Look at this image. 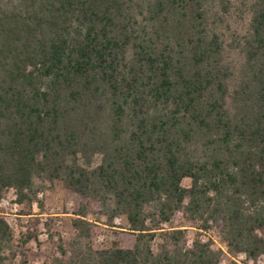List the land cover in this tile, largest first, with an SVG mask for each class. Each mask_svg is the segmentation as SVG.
Here are the masks:
<instances>
[{"label":"trees","instance_id":"obj_1","mask_svg":"<svg viewBox=\"0 0 264 264\" xmlns=\"http://www.w3.org/2000/svg\"><path fill=\"white\" fill-rule=\"evenodd\" d=\"M55 186L80 202L52 264H219L208 230L264 257V0H0V200ZM32 238L0 214V264Z\"/></svg>","mask_w":264,"mask_h":264},{"label":"rangeland","instance_id":"obj_2","mask_svg":"<svg viewBox=\"0 0 264 264\" xmlns=\"http://www.w3.org/2000/svg\"><path fill=\"white\" fill-rule=\"evenodd\" d=\"M189 180H184L187 185ZM38 200L42 201V208L38 203L32 205L30 214H23L21 205L16 203V197L12 189L6 191L0 200V214L13 229L17 238L21 235H33L28 243L29 264H52L56 257H60V241H67L75 232L70 225L69 218L78 210L80 198L71 190L55 186L53 189H45L38 194ZM92 222L91 242L94 247L108 246L112 242L122 247L132 244V235L127 230L123 221L114 219L111 225L105 224L103 219L96 220L91 215L87 217ZM41 223L44 224L46 235H42ZM187 223L178 213L173 225L182 226ZM187 227V240L193 238L194 229ZM202 233V239H210L212 246L221 251L219 264H264V257L253 261L243 253H230L215 230Z\"/></svg>","mask_w":264,"mask_h":264},{"label":"built area","instance_id":"obj_3","mask_svg":"<svg viewBox=\"0 0 264 264\" xmlns=\"http://www.w3.org/2000/svg\"><path fill=\"white\" fill-rule=\"evenodd\" d=\"M41 230H42V232H41V234L42 235H46V231H45V228H44V224L43 223H41ZM59 252V251H58ZM60 254V253H59Z\"/></svg>","mask_w":264,"mask_h":264}]
</instances>
